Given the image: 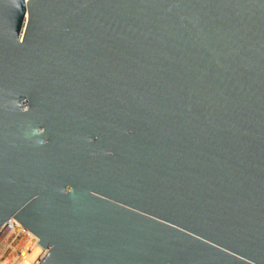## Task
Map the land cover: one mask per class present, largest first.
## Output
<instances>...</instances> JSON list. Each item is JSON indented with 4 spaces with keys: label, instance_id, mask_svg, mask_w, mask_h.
<instances>
[{
    "label": "water",
    "instance_id": "water-1",
    "mask_svg": "<svg viewBox=\"0 0 264 264\" xmlns=\"http://www.w3.org/2000/svg\"><path fill=\"white\" fill-rule=\"evenodd\" d=\"M39 264H264V0H0V229Z\"/></svg>",
    "mask_w": 264,
    "mask_h": 264
},
{
    "label": "built area",
    "instance_id": "built-area-1",
    "mask_svg": "<svg viewBox=\"0 0 264 264\" xmlns=\"http://www.w3.org/2000/svg\"><path fill=\"white\" fill-rule=\"evenodd\" d=\"M26 2L28 0H25ZM6 240H10L7 248H4ZM32 243L38 254L28 264H39L47 250L39 245L38 238L14 218L9 219L0 229V264H18L25 255L31 251L28 244Z\"/></svg>",
    "mask_w": 264,
    "mask_h": 264
},
{
    "label": "bare ground",
    "instance_id": "bare-ground-1",
    "mask_svg": "<svg viewBox=\"0 0 264 264\" xmlns=\"http://www.w3.org/2000/svg\"><path fill=\"white\" fill-rule=\"evenodd\" d=\"M10 240H6L4 244V248H7L8 243ZM28 248H30V252L29 255H25L24 258L22 259V261L18 264H28L32 258H34V256H36L38 254V249L30 242L27 246ZM15 264V263H14Z\"/></svg>",
    "mask_w": 264,
    "mask_h": 264
}]
</instances>
